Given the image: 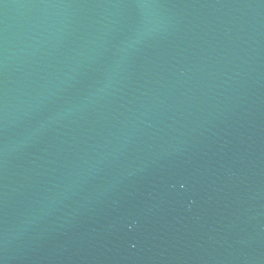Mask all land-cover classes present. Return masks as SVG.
<instances>
[{
    "label": "water",
    "instance_id": "95a60500",
    "mask_svg": "<svg viewBox=\"0 0 264 264\" xmlns=\"http://www.w3.org/2000/svg\"><path fill=\"white\" fill-rule=\"evenodd\" d=\"M0 264H264V0H0Z\"/></svg>",
    "mask_w": 264,
    "mask_h": 264
}]
</instances>
